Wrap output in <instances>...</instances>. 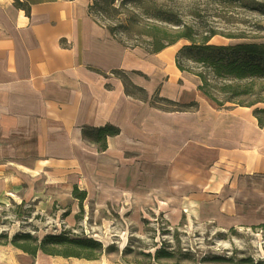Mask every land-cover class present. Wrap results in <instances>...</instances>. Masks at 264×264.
Here are the masks:
<instances>
[{"label": "crops", "instance_id": "obj_1", "mask_svg": "<svg viewBox=\"0 0 264 264\" xmlns=\"http://www.w3.org/2000/svg\"><path fill=\"white\" fill-rule=\"evenodd\" d=\"M19 1L29 13L14 0H0V197L30 198L35 182L51 176L72 178L69 191L81 177L90 194L96 186L89 190L86 183L94 177L106 203L119 191L109 178L130 175L137 182L138 166L124 170L130 165L124 154L136 161L145 153L150 198H162L160 209L185 207L193 220L222 228L264 224V129L252 107H219L199 91L198 77L175 65L178 41L154 53L118 42L88 15L91 0ZM112 69L124 70L149 97L157 90L198 105L187 111L152 107L125 95ZM105 123L120 133L97 151L82 128ZM174 217L185 223L187 216ZM38 255L33 264L66 259Z\"/></svg>", "mask_w": 264, "mask_h": 264}, {"label": "rangeland", "instance_id": "obj_2", "mask_svg": "<svg viewBox=\"0 0 264 264\" xmlns=\"http://www.w3.org/2000/svg\"><path fill=\"white\" fill-rule=\"evenodd\" d=\"M119 1V0H118ZM138 13V23L129 31H118L117 37L125 44H141L147 46L144 40L147 37L144 32L150 30L151 25L165 27L169 30H177L180 27L171 26L157 21L149 16L157 7L165 8L175 13L183 25L190 26L195 31V36H201L208 30L217 32L209 42L215 44H228L247 40L252 36L262 34L260 26H264V16L249 11L238 4H221L212 0H144ZM143 12V13H141ZM104 25H113L117 19L97 16ZM197 34V35H196ZM225 34L245 35L249 38L233 39ZM188 43L185 39L178 40V45ZM145 153H140L136 161L131 159L134 155L126 152V162H130L125 169L138 166L137 182L133 183V177L122 175L111 177L115 182V191L111 199H102L99 191L98 180L91 178V184L86 183L89 190L92 185L96 186L94 192L86 193L81 202L72 195L71 180L66 176L47 177L44 182H35L34 193L29 198L19 197L9 199L0 197V232L10 237L18 231H29L33 235L42 237L46 233H58L62 230H70L75 234H83L100 240L104 246L115 244L118 251L111 254L101 255L96 262L109 261L122 264H133L121 258V251L129 243L135 248H145L150 251L154 242H159L162 237L171 239V236H161L160 230L166 229L165 222L171 227L180 221L175 219L174 213H185L186 221L179 228L180 244L192 249H199L203 255L224 253L231 254L237 249V256L251 254L256 259L264 260V225H235L231 227H219L214 223L201 220H193L191 213L185 207L160 209L157 204L161 203L160 197L150 198V162L144 158ZM63 180V181H62ZM79 190H84L82 178H74ZM69 181V182H67ZM47 184V185H43ZM85 186V185H84ZM137 190L135 194L120 193L121 189ZM35 196H39L37 200ZM254 226V227H252ZM170 227V228H171ZM221 233V234H220ZM137 240V241H136ZM38 256H42L39 252ZM12 260V262H11ZM32 257H24L19 249L11 245L0 244V264H33ZM60 264H89L84 260L75 258L63 259ZM169 264V263H166ZM230 264V263H227Z\"/></svg>", "mask_w": 264, "mask_h": 264}, {"label": "trees", "instance_id": "obj_3", "mask_svg": "<svg viewBox=\"0 0 264 264\" xmlns=\"http://www.w3.org/2000/svg\"><path fill=\"white\" fill-rule=\"evenodd\" d=\"M144 0H91L87 7L88 15L98 24L104 26L109 34L118 42L128 47L140 46L150 53L158 52L164 47L185 39L188 43L179 47L175 55V65L180 71H187L199 79L197 89L213 101L217 106L230 108L234 106L252 107V114L260 128L264 129V26H260L262 34L258 36L225 34L228 38L243 39L228 44L210 43L209 40L217 34L215 30H208L201 36H195V31L183 25L178 16L163 7H157L149 16L157 21L171 26L180 27L169 30L151 25L150 30L144 32L147 46L141 44L128 45L117 37V32L129 31L137 23L138 9H141ZM221 4H238L245 9L264 16V0H212ZM17 7L29 13V6L25 2L14 0ZM135 10V11H134ZM143 13V12H141ZM97 16L117 19L113 25H104ZM197 35V34H196ZM93 71L107 77L108 73L95 68ZM111 75L118 77L123 85L124 94L134 99L148 101L149 105L164 111H187L197 107V102L179 103L162 97L156 90L148 96L146 90L134 84L126 72L121 69H112ZM109 88V85L106 84ZM120 129L111 123L100 126H84L83 137L93 144L97 151H104L107 147V138L118 135ZM72 195L81 202L86 197L85 190H79L77 185L72 188ZM184 225L183 217L177 226L171 227L165 222L166 229L160 230L161 236H171V239L162 237L159 242L150 246V251L141 246L129 243L121 251V258L133 264H264L263 259H256L251 254L237 256L238 250L233 249L231 254H205L199 249L185 247L180 244L179 230ZM260 226L264 224H259ZM171 227V228H170ZM254 227V226H252ZM233 227L229 230L233 231ZM221 234V233H220ZM137 241V240H136ZM0 244L11 245L23 253L34 258L40 252L50 256L73 257L78 259L95 260L103 254L118 251L115 244L104 246L103 243L91 236L75 234L70 230L58 233H46L42 237L33 235L29 231H18L8 237L7 233L0 232Z\"/></svg>", "mask_w": 264, "mask_h": 264}]
</instances>
